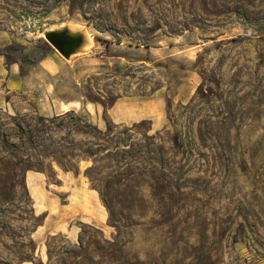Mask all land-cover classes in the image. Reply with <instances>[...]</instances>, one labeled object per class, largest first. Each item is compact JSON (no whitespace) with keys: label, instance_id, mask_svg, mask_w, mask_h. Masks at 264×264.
<instances>
[{"label":"rangeland","instance_id":"rangeland-1","mask_svg":"<svg viewBox=\"0 0 264 264\" xmlns=\"http://www.w3.org/2000/svg\"><path fill=\"white\" fill-rule=\"evenodd\" d=\"M63 28L90 48L64 58L44 37ZM44 43L54 61L0 62L21 81L0 74V264H264V0H0V50ZM59 102L165 149L178 136L176 178L141 200L120 187L113 227L90 160L66 172L28 143L83 139L46 114ZM88 193L105 224L70 219Z\"/></svg>","mask_w":264,"mask_h":264},{"label":"trees","instance_id":"trees-1","mask_svg":"<svg viewBox=\"0 0 264 264\" xmlns=\"http://www.w3.org/2000/svg\"><path fill=\"white\" fill-rule=\"evenodd\" d=\"M48 50L50 46L44 43L35 52L25 55L21 46L14 44L1 49L0 56L10 59L13 63L21 61L35 64L46 56ZM53 120H61L63 123L65 121L66 124L62 123L61 126L68 134L83 139L75 142L73 139L69 141L63 138L61 143L52 141L46 144L42 138L33 136L28 143L35 144L34 149L39 147L36 153L37 160L50 159L66 172L79 171L78 161L90 160L91 165L84 171L85 176L98 192L108 212L109 223L115 228L119 221L116 219L114 202L120 195V187H129L132 189L133 198L141 200L139 195L143 185L152 192L164 181L163 176L168 177L169 180L177 176L176 171L179 168H177L176 152L182 145L178 136L169 139L170 148L165 149L155 136L145 135L143 139L136 140L131 133L136 126L120 130L121 126L106 120L105 128L101 130L89 122L87 115L74 111L54 116ZM16 138L22 147L25 143L20 137ZM6 146H8L7 138L2 135L0 147L3 152H7ZM191 152L193 150L187 153ZM116 175L126 178L127 183L121 184Z\"/></svg>","mask_w":264,"mask_h":264},{"label":"crops","instance_id":"crops-1","mask_svg":"<svg viewBox=\"0 0 264 264\" xmlns=\"http://www.w3.org/2000/svg\"><path fill=\"white\" fill-rule=\"evenodd\" d=\"M3 57L4 56H0V62H1V59H3ZM54 59H56V53L53 50H48L46 56L38 63H41L45 60L54 61ZM38 63H35V64H38ZM14 65H16V64H14ZM14 65L12 67L8 68L7 70L3 69V67L2 68L0 67V74H3V72H4V74H5L4 76H6L5 86L10 92L15 91L18 88L17 85L21 84L20 83L21 81L19 82V80H18V74H17V71L14 69ZM31 65H33V64H31ZM74 105H75V103H71V102H66V103L59 102L57 105L49 103V109L48 108L46 109L47 110L46 114L53 116V115H57V114H63L67 111H76V108L72 107ZM62 108H65V109L63 110ZM85 108H86V105H85ZM145 117H146L145 115H142V116H140V119L145 118ZM153 126H156V124L154 122H153ZM155 129L157 130L158 127H156ZM30 178H31V175L28 174L26 176V181H27V186L29 189H30ZM88 196L91 199V203L93 205L92 206L93 210L88 211L87 213H84L83 211H80V212L78 211L70 219L80 218V219L89 221L91 223L97 224V225L105 224L106 218H107L105 210H103L100 207V205L98 204V202H96L94 200L95 195H93L92 193H88Z\"/></svg>","mask_w":264,"mask_h":264},{"label":"water","instance_id":"water-1","mask_svg":"<svg viewBox=\"0 0 264 264\" xmlns=\"http://www.w3.org/2000/svg\"><path fill=\"white\" fill-rule=\"evenodd\" d=\"M44 37L46 42L66 59H68L72 54L80 52V48L82 47L85 40L83 34L79 32H73L68 28L46 32ZM63 40H65L67 43L77 42V44L69 49L65 47Z\"/></svg>","mask_w":264,"mask_h":264},{"label":"bare ground","instance_id":"bare-ground-1","mask_svg":"<svg viewBox=\"0 0 264 264\" xmlns=\"http://www.w3.org/2000/svg\"><path fill=\"white\" fill-rule=\"evenodd\" d=\"M92 42V41H91ZM90 48V43L86 40H84V43L82 45V47L80 48V52L83 51V50H87ZM91 50V49H90ZM88 54V53H87Z\"/></svg>","mask_w":264,"mask_h":264},{"label":"flooded vegetation","instance_id":"flooded-vegetation-1","mask_svg":"<svg viewBox=\"0 0 264 264\" xmlns=\"http://www.w3.org/2000/svg\"><path fill=\"white\" fill-rule=\"evenodd\" d=\"M63 43L65 44V47L66 48H69L71 49L72 46L76 45L77 42H70V43H67L65 40H63Z\"/></svg>","mask_w":264,"mask_h":264}]
</instances>
